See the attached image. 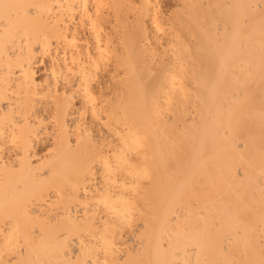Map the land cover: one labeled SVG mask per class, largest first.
<instances>
[{
	"label": "bare ground",
	"instance_id": "obj_1",
	"mask_svg": "<svg viewBox=\"0 0 264 264\" xmlns=\"http://www.w3.org/2000/svg\"><path fill=\"white\" fill-rule=\"evenodd\" d=\"M161 3L0 0V264H264V0Z\"/></svg>",
	"mask_w": 264,
	"mask_h": 264
},
{
	"label": "rangeland",
	"instance_id": "obj_2",
	"mask_svg": "<svg viewBox=\"0 0 264 264\" xmlns=\"http://www.w3.org/2000/svg\"><path fill=\"white\" fill-rule=\"evenodd\" d=\"M161 2H163V3H161V5L163 6V8H165L166 9V7L168 8V6L170 7V5L169 4H171V0H170V2H168L169 0H160ZM165 2H167V3H169L168 4V6H166L167 5V3H166V5L164 4Z\"/></svg>",
	"mask_w": 264,
	"mask_h": 264
}]
</instances>
